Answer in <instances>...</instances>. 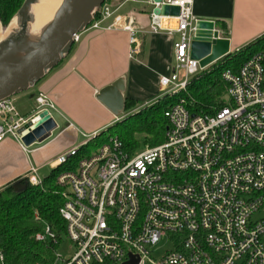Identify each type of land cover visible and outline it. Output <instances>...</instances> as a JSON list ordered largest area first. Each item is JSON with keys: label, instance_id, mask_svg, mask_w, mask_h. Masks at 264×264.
Wrapping results in <instances>:
<instances>
[{"label": "built area", "instance_id": "built-area-1", "mask_svg": "<svg viewBox=\"0 0 264 264\" xmlns=\"http://www.w3.org/2000/svg\"><path fill=\"white\" fill-rule=\"evenodd\" d=\"M166 1L180 7L178 27L152 22L150 28L178 34L172 70L158 79L161 95L185 90L206 68L190 56L197 19L193 0ZM115 11L106 0L87 28L104 27L114 17L106 27L128 29L135 44L137 25ZM138 51L133 45L131 54ZM221 76L224 103L213 112H194L178 99L164 111L162 141L131 149L110 136L98 151L83 155L88 140L51 162L67 166L57 175L64 198L60 212L76 245L68 258L56 248L53 264H264V44ZM35 98L29 116L19 112L13 96L0 100V141L13 136L28 150L19 128L37 112L48 109L54 116L57 109L44 92ZM28 178L43 181L35 166ZM163 236L171 246L156 255ZM36 237L56 233L46 223ZM0 260L5 264L1 248Z\"/></svg>", "mask_w": 264, "mask_h": 264}, {"label": "crops", "instance_id": "crops-1", "mask_svg": "<svg viewBox=\"0 0 264 264\" xmlns=\"http://www.w3.org/2000/svg\"><path fill=\"white\" fill-rule=\"evenodd\" d=\"M108 2L116 10L114 15L126 16L137 25V42L131 43V33L124 27H106L114 17L104 20V27L80 33L71 51L37 83L34 92L35 97L44 92L56 104L63 125L57 121L58 132L29 145L28 150L13 136L0 141V190L8 185L16 190L18 181L29 182L32 166L40 176L45 168L55 169L51 162L60 154L122 117L98 98L102 87L123 78L126 105L128 100L135 103L125 107L129 112L161 96L158 79L172 70L176 33L150 30L152 0ZM192 11L197 18L215 20L219 34L229 38L231 51L264 33V0H193ZM133 45L139 51L132 55ZM31 95L28 90L13 96L23 115L33 113Z\"/></svg>", "mask_w": 264, "mask_h": 264}, {"label": "trees", "instance_id": "trees-1", "mask_svg": "<svg viewBox=\"0 0 264 264\" xmlns=\"http://www.w3.org/2000/svg\"><path fill=\"white\" fill-rule=\"evenodd\" d=\"M23 2L0 0V22L8 25ZM259 44H264V33L202 69L185 90L163 94L153 103L141 107L129 122H123L124 129L119 137L125 146L138 147L139 140L134 137L136 132L143 133L151 144L160 142L168 124L164 111L180 98H184L186 106L194 112H213L219 108L224 103L225 91L222 70L235 68L251 52L245 53V50ZM134 104L128 100L126 106ZM61 167L53 169L40 184L29 182L21 191L14 190L12 185L0 190V248L4 252L5 264H53L55 249L67 230V222L60 212L64 198L57 181ZM46 223L54 230L56 238L37 239L36 234L44 231Z\"/></svg>", "mask_w": 264, "mask_h": 264}, {"label": "water", "instance_id": "water-1", "mask_svg": "<svg viewBox=\"0 0 264 264\" xmlns=\"http://www.w3.org/2000/svg\"><path fill=\"white\" fill-rule=\"evenodd\" d=\"M105 1L63 0L49 25L40 34L20 29L0 41V100L34 86L56 66L71 51L75 43L74 35L87 28L93 20L95 10ZM152 1V22L159 23L161 28H177L179 5L166 0ZM33 2L34 0H24L16 14L20 15L22 26L31 21L30 9ZM230 51L229 38L219 34L214 19H196L195 32L190 42V56L198 59L201 67H207ZM124 88V79L118 78L102 87L98 98L119 113L126 107ZM57 127V120L48 109H44L33 115L18 131L24 143L31 145L50 137ZM28 183L18 181L14 187L21 191L27 188ZM128 262L137 263L138 259Z\"/></svg>", "mask_w": 264, "mask_h": 264}, {"label": "rangeland", "instance_id": "rangeland-1", "mask_svg": "<svg viewBox=\"0 0 264 264\" xmlns=\"http://www.w3.org/2000/svg\"><path fill=\"white\" fill-rule=\"evenodd\" d=\"M14 19H17V22L19 24H21L20 15L19 14L17 16L15 15L14 18L11 20V22L8 25H3L0 22V33L3 30H7L10 27L11 23L14 21ZM177 36H178V34L176 33V37ZM256 48H258V45L250 46L249 48H247L245 50V53L253 51ZM37 83L34 86H31L29 89L22 91V92H25V91L30 90V92L32 94L31 95V101H32V103L34 105L33 106V111L36 110V105H37V101H36V98L34 96V92L36 91ZM16 94H18V93H16ZM16 94H14L13 96H15ZM140 108L139 109L136 108V109H134V110H132L130 112L127 109H124V110L120 111V114L122 115V117H120L119 119L114 121L112 124H109L105 128L101 129L99 131L100 135L98 137L93 138L94 135L86 137L85 140H83L81 143H83L85 141H88L90 139H92V140L86 146L83 147L81 154H83V155L93 154V153H95L96 151L99 150V148L102 145V143L108 141L110 136H119L121 134L122 130L124 129L123 122H129L133 118L132 115L135 114L137 111H139ZM53 113H54V116H55L56 120L59 121L60 126H62L64 122H63V119L60 116V114H58V112L56 110H53ZM58 130H59V127H57L54 130L55 133L58 132ZM134 137L139 140V145H138L137 148H140L142 146L151 144L148 140H146L144 138L145 136L141 132H136ZM66 168H67V166H65V165L62 166L60 168V171L66 169ZM50 170L53 171L52 169H49V167L41 170V176L45 177L46 175L51 173ZM261 240L264 243V233L261 234ZM156 245H157V248H156L157 250L155 251L156 255L161 254L166 248H170V246H171L170 245V241L168 240L167 236H163ZM75 250H76L75 243L69 238V236L66 233H64L62 235V239H61V241H60V243H59V245L57 247L58 253L63 255L64 258H68L74 253ZM62 263L63 262H60V264H62ZM0 264H4L2 262V260H0Z\"/></svg>", "mask_w": 264, "mask_h": 264}, {"label": "bare ground", "instance_id": "bare-ground-1", "mask_svg": "<svg viewBox=\"0 0 264 264\" xmlns=\"http://www.w3.org/2000/svg\"><path fill=\"white\" fill-rule=\"evenodd\" d=\"M63 0H34L30 14L31 21L27 25H21L17 19L11 23L7 30L0 33V41L5 40L20 29L31 34H40L51 22Z\"/></svg>", "mask_w": 264, "mask_h": 264}]
</instances>
